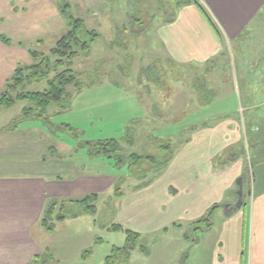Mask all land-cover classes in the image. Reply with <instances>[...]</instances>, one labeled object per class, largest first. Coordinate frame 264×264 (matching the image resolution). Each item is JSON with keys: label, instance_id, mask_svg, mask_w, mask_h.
<instances>
[{"label": "crops", "instance_id": "obj_1", "mask_svg": "<svg viewBox=\"0 0 264 264\" xmlns=\"http://www.w3.org/2000/svg\"><path fill=\"white\" fill-rule=\"evenodd\" d=\"M198 1L215 28L196 6L174 7L175 1L171 0L157 27V42L163 49L164 61L168 65L187 67L196 72L208 64L210 68L213 61L217 63L227 55L237 53L241 56L236 60L240 70L258 68L259 61L249 64L243 56L247 50L250 51L249 42L257 39L259 30L264 32V0ZM93 2L90 0L91 4ZM95 2L97 4L91 11L92 16L98 18V9L107 5L104 0ZM167 10L174 13L173 21L168 23L164 20ZM65 30L66 22L55 0H0V93L18 68L32 65L31 52H41L36 49L37 45L47 40H55V45ZM256 42L258 45L261 40L260 43L258 40ZM164 70L166 74L170 69L165 67ZM136 81L127 79L125 83L127 90L138 100L140 115L153 116V109L159 107L156 115L174 112L172 115L177 114L180 118L188 114L195 115L196 119L183 127L190 131V139L184 141L177 154V157L180 155V161L171 159L163 175L152 180L149 186L141 189L135 185L128 186L122 191V196L113 197L118 225L140 235L152 236L150 239L158 236L161 240L170 230L180 229L179 221L195 225L200 219L208 218L211 224L209 229L195 228L198 233L205 231L204 236L208 237L207 240H199L200 249L195 252L197 261L202 263V249L205 246L209 253L207 264H264V111L248 113L254 108L264 110V98L248 107L238 103L237 110L234 101L231 109L212 112L217 97L209 104L201 105L194 95L186 100L180 97V108L173 110L170 105L176 100L174 96L171 95L159 106L158 99L160 96L161 102L163 92L159 89L160 94L157 92L158 97L154 101L152 97L143 98L141 93L145 94L146 91L138 87ZM99 84L103 86L106 83ZM141 99L145 102L142 103ZM3 110H0V114ZM239 114V121L228 118V115ZM46 116L53 120L55 115ZM115 117L110 119L98 115V122L105 127V123L120 118L119 115ZM142 118L133 120L141 129ZM26 122L41 126L19 129V123L11 129L8 128L11 124L0 125V163L5 156L20 153L17 167L30 170L29 174L0 172V264H27L35 255L45 251L50 253L49 248L38 243L34 233L38 236L47 232L40 220L51 200L80 199L106 188L105 171L98 169L104 159H89L84 147H79L78 142H74L65 156L75 162L68 165L67 176L42 174V169L54 167L52 165L60 158L54 153L56 150L52 143L59 133L45 127L47 124L42 125L39 120L30 119ZM64 136H67V131H64ZM63 142L70 144L73 141L65 139ZM22 145L31 148L19 151ZM34 147L35 151L32 150ZM50 151L53 153L48 155ZM83 158L96 164V167L84 164L88 160L83 161ZM174 162L179 164L175 167L177 173L166 177L165 174L174 168H168L169 164ZM255 168L258 169L257 173L253 172ZM238 180L242 188L239 209L235 207ZM112 182H109L110 185ZM159 182L164 185L158 186ZM140 208L150 209L151 215L146 212L142 215L141 211L140 214L136 213ZM212 216H215V221H211ZM69 222L64 220L56 223L67 224L63 225L66 229L64 242L75 237ZM55 226L47 233L56 232L58 229ZM81 231L77 229L75 233ZM62 232L63 229L58 233L59 236ZM181 239L187 242L185 236ZM98 242L103 241L98 239ZM88 245H93V238L88 241ZM65 247L70 248L67 244ZM51 256L55 258L54 254Z\"/></svg>", "mask_w": 264, "mask_h": 264}, {"label": "rangeland", "instance_id": "obj_2", "mask_svg": "<svg viewBox=\"0 0 264 264\" xmlns=\"http://www.w3.org/2000/svg\"><path fill=\"white\" fill-rule=\"evenodd\" d=\"M55 1L58 5L70 4V14L81 18L86 29H93L98 37L93 42L89 52L75 59L71 64V68L80 74L84 86L88 83L92 84L88 88H84L79 94L74 92L70 108L61 112L59 116L53 117V120L51 119L52 124H69L73 131H67V136H64V130L54 129L59 133L55 142H52L56 150L54 153L60 158L52 165L54 167L46 168V170L42 169V174L57 175L59 177L65 174L67 176L68 165L75 162L70 161L65 156L69 153L70 147L74 146V142H79L78 145L80 146L88 140L110 138L120 140L124 137L127 128L134 130H132L134 140L132 147H128L123 143L124 138L123 141L121 140L124 155H129L134 151L138 155H155L160 159V161L156 159L157 163H161L163 158L168 156L171 159L174 158L173 161H180V155L177 157V154L184 141L190 139V135H188L190 131L184 130L183 127L192 124L193 119H196L195 115L187 114L182 118L177 114L172 115L174 112L171 111L180 108V97L184 100L194 95L198 99L200 97L207 98L209 92L212 97H217V102L211 109L212 112L226 110L230 108L234 101L237 103L235 108L237 110L238 103L248 107L256 100L264 98V32L261 33L262 30H259L257 39L255 38L254 41L249 42L250 51L247 50L243 56L249 64L258 63L259 61L258 68L240 70L236 60L241 56L234 53L232 56L227 55L223 60L218 61V64L213 61L210 68L208 64L202 70L195 72L187 67L180 68L172 64L168 65L164 61L166 58L163 49L160 48L157 42V27L161 23L163 14L166 13L167 3L171 0H104L107 7L101 6L98 9V18L92 16L91 11L97 4L95 0L92 4L90 0ZM167 13H169L168 10ZM257 40L258 43L261 40L258 45ZM54 41L47 40L42 45H37L36 49L47 53L54 46ZM248 66L246 64V68ZM26 67L28 66L23 68ZM165 67L168 70L170 69L166 74L163 72ZM147 70L149 71L147 72ZM212 71L214 72L210 73ZM127 79L129 81L137 79L138 87L146 91L145 94L141 93L143 98L152 97L151 99L154 101L158 97L157 92L161 90L163 93L161 102L159 100L160 96L158 99L159 106L162 101L165 103L171 95L174 96L176 100L174 99L171 105L169 103L173 107V110L169 111L171 112L170 115H156L155 112L159 111V107L153 109V116L140 115L136 96L131 94L130 90H127L125 83ZM102 82L106 84L99 86V83ZM46 88L47 83L44 80L32 84L27 90L41 92ZM141 102L144 103L145 101L141 99ZM27 107H29L28 102L24 101L3 110L0 114V125L20 123L19 129L30 128L32 125L40 128V124H32L26 122V119H22L23 110ZM163 107L165 108V106ZM57 111H59L57 106L51 105L47 108L45 115H57ZM262 111L264 110L254 108L248 113ZM98 115H105L110 119L119 115L120 118L110 120V122L105 123V127H102V124L98 122ZM228 116L229 119L236 118L237 120L241 117L240 114ZM141 118L143 122L141 123L142 129L140 126H136L137 122L133 121ZM54 130L52 129V131ZM144 131L146 133L143 135ZM41 138L44 139V137ZM65 139H70L73 142L67 144L63 142ZM166 144L169 145V155L168 152L165 154L159 149V146ZM24 146H20L19 151H23L24 148L25 150L31 148ZM32 150L35 151V147ZM47 153L50 155L53 151ZM18 156H20V153L5 156L0 163V169H2L0 172L29 174L30 170L17 167ZM86 160L88 159L83 158V161ZM103 161V165H99L98 169L105 171L106 188H104V191L97 193V200L92 203L95 209L86 211L81 207H72L71 205L67 208V218L65 220H70L69 223L73 226L71 231H73L72 234L75 237L68 240V242H64L66 229L63 225H67L65 223L56 224L55 227L58 230L52 234L43 232L37 236L34 233L38 243L45 245L46 248L50 249V253L54 254L55 258L49 264H102L109 253L110 247L114 245L120 247L124 244V234L121 231L111 230L112 226L119 224L117 211L114 208V189L119 187L122 191H125L128 186H136L137 182L127 174V166L119 169L113 164L112 160L106 159ZM84 164L96 167V164L93 165L90 160L84 162ZM178 165L177 162L170 163L168 168H174L165 176L176 174L175 167H178ZM144 168L147 169V167ZM253 172L257 173L258 169L255 168ZM152 175V173H147L145 175L146 180L150 179ZM162 175L163 173L155 178L158 179ZM155 178L154 180H156ZM119 179L122 181H119ZM111 181H113L112 185L109 183ZM161 184L164 185L163 182H159L157 185ZM59 200L66 201V198ZM140 211L143 213L142 215L146 213L151 215L150 209L147 211L140 208L136 213L140 214ZM55 214L56 216L59 214V205ZM211 221H215V216H212ZM80 225L82 228H80ZM178 226H180L179 230L177 228L170 230L161 240L158 236L150 239L152 236L142 234L140 244L149 250V256L141 255L136 251L133 253L129 264H207L206 258L209 253L205 246V251L202 249V263L197 261V257H195V252L200 249L199 240L208 239L207 236H204L206 232H196L195 228L198 225H191L187 221H179ZM203 228L204 225L202 224L201 229ZM62 229L63 232L59 236L58 233ZM77 229L79 231L82 229V231L76 234ZM182 236L186 237L187 242L182 241ZM91 238H93V245L89 246L88 241ZM98 239H102L103 242L99 243ZM94 242H96L95 246ZM65 244L69 245L70 248L67 249Z\"/></svg>", "mask_w": 264, "mask_h": 264}, {"label": "trees", "instance_id": "obj_3", "mask_svg": "<svg viewBox=\"0 0 264 264\" xmlns=\"http://www.w3.org/2000/svg\"><path fill=\"white\" fill-rule=\"evenodd\" d=\"M174 1V7L189 4L196 6L210 25L214 27L211 18L198 0ZM59 9L66 22L65 32L47 53L31 52L33 60L32 65L26 68H18L15 71L13 77L6 85L5 90L0 93V110L10 108L19 102L26 101L29 107L24 108L22 119H26V121L30 119L39 120L41 124H47V126L44 125L45 127L53 130L59 129V131L64 130L66 132L69 130L73 131V128L69 124H52L50 120L51 117L46 116L45 113L49 106L56 105L59 111L56 112L57 115L55 116H59L61 112L70 108L75 93H81L84 88H88V86L92 84L88 83L84 86L81 82L80 74L76 73L71 68V64L75 59L89 52L98 34L93 30L86 29L82 19L70 14V4L59 5ZM173 14L167 13V15L164 16V20H166L167 23L173 21ZM148 71L149 70H147V72ZM44 80L47 83V88L45 90L41 92H30L27 90L32 84L40 83ZM197 92L199 91L197 90ZM208 94L209 97H200L198 99L201 105H207L213 100L214 97H212L209 92ZM16 126V123H12L8 128L12 129ZM132 130L133 129L127 128L123 137L125 140L122 138L124 141L114 138L88 140L78 146L84 147L89 159L112 160L113 164L119 169L127 166V174L136 180V188L141 189L149 186L156 176L163 173L171 157H165L161 163H157L156 159L158 158L155 155H138L134 153V151L129 155H124L122 151L123 146L121 144L123 141L128 147L133 146L134 130ZM54 132L56 131L54 130ZM159 149L165 154L168 152L169 155L168 144L159 146ZM158 160L160 161V159ZM144 167H147V169ZM147 173L153 174L148 180H146L145 176ZM120 179L119 181H122ZM122 194V190L116 187L113 197L117 198L122 196ZM97 197V194H89L80 199L66 201L57 199L51 200L43 211L40 220L42 227H44L47 232H51L56 223L64 221L67 218L66 211L69 205L72 207H81L86 211H93L95 207L92 203L97 200ZM58 205L59 214L56 216L55 213ZM202 224L204 225L203 230L209 229L211 225L208 218L200 219L195 223L200 229ZM198 226L196 228H199ZM111 230L122 231L125 236L124 244L120 247L112 246L102 264H129L131 256L136 251L141 255H148L149 250L140 244V234L119 225L112 226ZM52 260L53 257L51 254L45 251L42 254L33 256L27 264H49Z\"/></svg>", "mask_w": 264, "mask_h": 264}, {"label": "water", "instance_id": "obj_4", "mask_svg": "<svg viewBox=\"0 0 264 264\" xmlns=\"http://www.w3.org/2000/svg\"><path fill=\"white\" fill-rule=\"evenodd\" d=\"M237 185H238V192H236V194L238 195V199L235 204V207L239 209L242 204V199H241L242 198V188L240 185V180L237 181Z\"/></svg>", "mask_w": 264, "mask_h": 264}]
</instances>
